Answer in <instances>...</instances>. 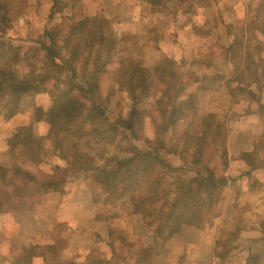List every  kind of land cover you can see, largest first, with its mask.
<instances>
[{
  "label": "rangeland",
  "instance_id": "374dc122",
  "mask_svg": "<svg viewBox=\"0 0 264 264\" xmlns=\"http://www.w3.org/2000/svg\"><path fill=\"white\" fill-rule=\"evenodd\" d=\"M61 2L64 9L66 4ZM25 3L26 11L31 6L32 15L39 20L40 27L43 26L42 19L48 20L45 16L47 6L40 0H26ZM73 4L74 1L71 2ZM138 10L141 12L139 6ZM145 12L152 15L148 16L147 21L137 20L129 24L111 20L120 43L118 53L101 81L103 95L110 99L108 117L114 122L120 115L127 116L132 106L128 92L117 82V56L130 55L145 66L149 95L139 106L143 111L140 138L110 131L95 135L93 126L85 124V129L90 133L81 137L63 133L59 137L61 145L57 147L48 136L47 122L35 120L38 114H43L52 106L50 93L24 97L20 101V112L9 119L5 116L6 108L2 107L6 102H1L0 165L13 168L14 164H21L36 172L56 174L65 179L63 192L46 194L31 209L19 213H0V252L5 248L6 253L11 252L6 255L9 260L4 256L2 261L0 257L2 264H74L76 253L80 254L82 264H243L247 260L245 252L248 251L260 254L264 263V184H259L252 176L246 178L249 182L246 185L245 180L244 185L250 187L251 191H261L258 195L245 194L242 191L245 186L232 181L219 204L218 216L202 226H186L181 234L162 243L141 215L132 214L129 200L109 198L93 182L91 172L75 170L69 162L76 155L83 154L87 155L85 158L81 156L85 162L113 167L116 164L114 156H126L130 144L143 149L152 146L156 138V123L161 121L157 100L164 89L163 76L158 74L156 68L168 61L176 63L187 82L188 91L197 95V111L185 116L163 135L164 141L172 149L160 151L161 156L170 163L186 166V172L183 171L185 178L194 174L196 168L202 169L201 165L193 164L190 153L172 151L183 149L181 138L185 131L200 133L203 118L214 113L225 121L230 135L231 122L239 117L233 107L241 101L244 103L239 110L247 112L253 104L259 112L258 102L249 98L247 93H242L241 85L235 81L236 76L241 74L239 69L236 71L234 63L242 70L247 54L254 58V70L260 65V81H255L248 72L244 84L251 82L256 98L264 103V0H161L156 9L148 3L144 15ZM69 18L71 23L68 27L60 26L63 32H67L74 21L80 20L75 14ZM54 26L59 25H45V28ZM42 33L36 32L31 38L15 25L7 34L15 44L26 46L33 44L32 40H47L45 33ZM236 37L243 48L240 59L232 62L228 48ZM2 66L0 60V68ZM17 68L23 73L28 69L23 63ZM214 75L224 79L209 84V79ZM219 84L221 86L217 90L200 88ZM221 90L225 92L226 100L229 98L224 104V111L199 114L200 98L208 94L203 101L205 105H212L213 101L224 99L221 95L215 97L216 94H213ZM30 123L43 150L44 159L38 165L26 161V156L19 149L11 151L9 145V139L17 128ZM257 143L264 158V139L257 137ZM172 181L168 177L164 186ZM208 227H212L210 232L206 231ZM253 230L254 233L258 231V235H251ZM225 240L234 248L221 261L217 252L223 249V245L217 243Z\"/></svg>",
  "mask_w": 264,
  "mask_h": 264
},
{
  "label": "trees",
  "instance_id": "16d2710c",
  "mask_svg": "<svg viewBox=\"0 0 264 264\" xmlns=\"http://www.w3.org/2000/svg\"><path fill=\"white\" fill-rule=\"evenodd\" d=\"M156 9L161 0H146ZM26 0H0V107L6 104L5 116L12 118L20 112L24 97L39 93L51 94L52 106L38 114L36 121L44 120L49 125L48 136L56 146L61 145L60 135L70 133L81 137L90 133L84 125L93 126L95 135L110 132L128 133L140 138L143 111L140 103L149 95V79L145 66L130 55L119 54L117 82L128 92L132 106L127 116L120 115L112 122L108 117L109 97L102 91V77L108 65L118 53L116 33L111 20L104 15H95L76 20L67 32L60 26L45 28L46 41L32 40L33 44H15L8 31L23 18ZM63 9L61 0H53L49 19ZM243 45L238 37L228 50L231 60H239ZM254 58L247 54L244 68L234 63L242 93L259 104V113L264 117V103L256 98L251 82L244 84L246 73L260 81ZM23 63L28 69L21 72L17 66ZM163 76L164 89L157 100L161 121L156 123V138L150 148L130 144L124 157L114 156L115 166L94 165L81 160L87 155H76L69 160L75 170L91 172L93 182L98 184L109 198L127 199L132 214H139L153 228L162 243L181 234L186 226H202L219 215L218 207L225 190L232 182L227 174L231 156L228 149L229 127L217 114L203 118L202 131L198 134L185 131L182 135L183 149L188 152L196 168L194 174L185 178L186 166H176L164 159L160 151L170 150L163 139L169 129L175 127L185 116L197 111V95L189 92L183 73L174 61L159 64L156 68ZM224 79L211 77L209 84ZM219 86H201V89L217 90ZM106 127V128H103ZM103 128V129H102ZM109 137V136H107ZM264 139V134L260 137ZM11 151L19 149L32 164L43 162L42 146L35 135L32 123L17 128L9 139ZM259 144L254 149L242 152L240 158L253 169L264 167V158ZM74 169V168H73ZM142 177V179H140ZM173 179L164 186L167 178ZM65 179L56 174L36 172L21 164L13 168L0 165V213L24 212L39 204L51 192H63ZM264 232V227H263ZM223 249L217 256L224 261L234 248L229 242L219 241ZM246 264H264L258 253H251Z\"/></svg>",
  "mask_w": 264,
  "mask_h": 264
},
{
  "label": "crops",
  "instance_id": "0c3cea01",
  "mask_svg": "<svg viewBox=\"0 0 264 264\" xmlns=\"http://www.w3.org/2000/svg\"><path fill=\"white\" fill-rule=\"evenodd\" d=\"M66 7L60 11H58L54 18L52 20L49 19L48 13H50L51 8L53 6V0H40L42 4L47 6V12H45V16L48 17L46 19H42L43 26L40 27L39 20L35 17V15H32V9L31 6L29 7V10H27V14L24 15L23 18H20L16 22V26L20 28L21 31H23L25 34H29L31 38L35 35L36 32L43 31L45 25L52 26L54 24H58L59 26L68 27L69 23H71L69 16H72V14H75V17L79 19H83L86 17L94 16L103 13L108 19L116 21V22H125L131 24L132 22H135L137 20H143L147 21L149 19L150 14L148 12L144 15V10L148 7V2L146 0H62ZM74 1L73 6L71 5V2ZM138 6L141 9V12L138 10ZM143 11V12H142ZM32 15V16H31ZM149 16V17H148ZM68 21V22H67ZM66 22L68 23L67 25ZM128 28V27H127ZM42 33V34H43ZM46 41V39H45ZM213 94H216L215 97H219L220 95L224 97L225 92L223 90L219 92H213ZM213 94H210L212 96ZM205 96L200 98L198 103V110L199 114L204 115L209 112H223L224 104L229 101V98L224 97L221 101H213V104L210 103L205 105V102L203 101ZM224 102V103H223ZM264 102V100H263ZM244 102L241 101L239 104H235L233 108L234 110L238 112L239 117L231 122V133L229 135V154L231 156L229 168L227 171V174L232 178L233 182L240 183L243 185L244 189L242 191L245 192V194L249 195H258L261 191H251L250 187L248 188L246 185L248 184L249 180L248 176H252L253 179H255L259 184H264V167H260L257 169H253L250 167L245 161H243L240 156L242 152L244 151H250L254 149L255 147V139L257 137H261L264 134V117L257 111V109L252 106L251 104V110L249 111H241L240 105H242ZM249 105V102L247 103ZM246 106V105H245ZM249 107V106H246ZM175 164V163H174ZM247 174V175H246ZM247 180L246 185H244V181ZM231 182V184L233 183ZM230 186V185H229ZM229 188V187H228ZM226 194V192H225ZM225 228H228L227 226H224ZM212 227H208L206 231L210 232ZM251 235H258V231L254 230L251 232ZM258 237V236H256ZM236 252V251H234ZM11 252L6 253L2 250L0 252L1 260L3 261V257H8ZM250 251L247 253L245 252L244 257H248L250 255ZM80 254L76 253V257L74 258V264H82V260L79 259ZM2 264V262H0ZM243 264H246V261L243 262Z\"/></svg>",
  "mask_w": 264,
  "mask_h": 264
}]
</instances>
